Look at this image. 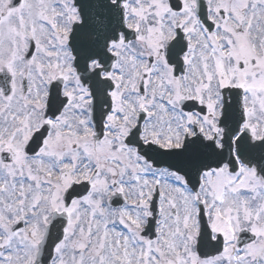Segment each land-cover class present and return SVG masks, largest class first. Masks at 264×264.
Segmentation results:
<instances>
[{"label": "snow or ice", "instance_id": "1", "mask_svg": "<svg viewBox=\"0 0 264 264\" xmlns=\"http://www.w3.org/2000/svg\"><path fill=\"white\" fill-rule=\"evenodd\" d=\"M0 264H264V0H0Z\"/></svg>", "mask_w": 264, "mask_h": 264}]
</instances>
